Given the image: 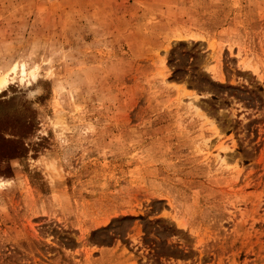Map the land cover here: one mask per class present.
<instances>
[{
  "label": "rangeland",
  "instance_id": "1",
  "mask_svg": "<svg viewBox=\"0 0 264 264\" xmlns=\"http://www.w3.org/2000/svg\"><path fill=\"white\" fill-rule=\"evenodd\" d=\"M0 79V264H264V0H0Z\"/></svg>",
  "mask_w": 264,
  "mask_h": 264
},
{
  "label": "bare ground",
  "instance_id": "2",
  "mask_svg": "<svg viewBox=\"0 0 264 264\" xmlns=\"http://www.w3.org/2000/svg\"><path fill=\"white\" fill-rule=\"evenodd\" d=\"M0 85L5 86L6 85V79H0Z\"/></svg>",
  "mask_w": 264,
  "mask_h": 264
}]
</instances>
